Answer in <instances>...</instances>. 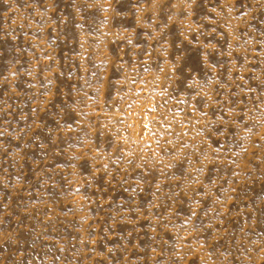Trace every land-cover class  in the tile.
Returning a JSON list of instances; mask_svg holds the SVG:
<instances>
[{
	"label": "rangeland",
	"instance_id": "1",
	"mask_svg": "<svg viewBox=\"0 0 264 264\" xmlns=\"http://www.w3.org/2000/svg\"><path fill=\"white\" fill-rule=\"evenodd\" d=\"M0 264H264V0H0Z\"/></svg>",
	"mask_w": 264,
	"mask_h": 264
}]
</instances>
